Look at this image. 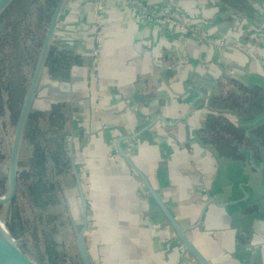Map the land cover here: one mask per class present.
<instances>
[{"label":"crops","instance_id":"crops-1","mask_svg":"<svg viewBox=\"0 0 264 264\" xmlns=\"http://www.w3.org/2000/svg\"><path fill=\"white\" fill-rule=\"evenodd\" d=\"M174 1L179 19L170 0H70L60 15L64 73L48 74L41 106L74 108L88 251L93 264H201L119 143L212 264H264V107L248 99L264 71V0ZM216 112L248 140L210 138Z\"/></svg>","mask_w":264,"mask_h":264},{"label":"rangeland","instance_id":"rangeland-1","mask_svg":"<svg viewBox=\"0 0 264 264\" xmlns=\"http://www.w3.org/2000/svg\"><path fill=\"white\" fill-rule=\"evenodd\" d=\"M28 1L15 0L0 14V196L8 191L10 155L19 116L40 57L47 27L59 0L51 4L48 0H42L43 5L32 18L24 15ZM244 5L249 6L248 3ZM255 12L259 13L252 9V13ZM22 22L21 34L19 26ZM22 36H25L24 40H18ZM10 49L18 54L13 56L14 61L9 64L6 52ZM48 71L45 65L39 83L42 89L28 117V121L30 118L33 120L29 132L35 137L23 135L17 163V193L9 204H0V221L20 248L37 264H83L77 245V230L81 229L83 218L73 164L77 168L78 165L73 161L70 127V115L74 108L71 103L64 102L65 106L61 108L63 114L57 112L48 116L46 111L52 108L48 110L41 106L43 99H47L43 92L48 74L52 76ZM253 77L258 81L254 88L260 90L263 97L258 98L256 103L250 102V111L256 112L258 105L264 107V71ZM9 83L24 88L23 95L17 101L19 111L14 104L17 93L10 92ZM48 85L59 89L57 82L51 81ZM251 93L254 94V89ZM253 94L248 97L249 101ZM244 114L241 115L242 120L246 119ZM34 115L39 117H32ZM216 117L225 118V114L216 112ZM38 142L45 146L42 158L36 157ZM47 155L50 159L53 157L54 163L47 159ZM37 161L42 163L38 164ZM81 181L87 190L88 182L83 177Z\"/></svg>","mask_w":264,"mask_h":264},{"label":"water","instance_id":"water-1","mask_svg":"<svg viewBox=\"0 0 264 264\" xmlns=\"http://www.w3.org/2000/svg\"><path fill=\"white\" fill-rule=\"evenodd\" d=\"M13 0H0V14L3 10L12 2ZM70 0H59L55 10L51 16L49 25L47 27L45 39L43 41L42 50L40 57L38 59L34 75L27 92L15 134V139L13 142V148L10 155V166H9V187L5 195L0 196V204H9L16 196L18 189V173H17V163L20 146L22 143L23 135L25 132L26 124L28 121L29 114L31 112L34 100L42 89L39 85L44 66L49 56V51L51 43L56 31V27L59 22L60 15ZM258 121L256 122V124ZM119 151L121 155L127 160L131 167L140 175L150 194L160 207L163 214L168 219L169 223L174 228L178 239L183 243L185 248L192 253L201 264H212L207 257L200 251V249L194 244V242L189 238L185 231V227L180 225L173 213L170 211L168 206L164 203L159 193L153 187L146 175L137 167L134 161L123 151L118 143ZM74 171L77 179L78 189L82 204L83 213V225L81 229L77 230V245L81 260L83 264H93L90 253L87 248L85 234L88 230L89 217L87 210L86 196L83 188L82 181L80 179L79 173L77 171L76 165H74ZM0 264H37L28 254H26L18 245L17 241L11 236L8 230L5 228L4 224L0 221Z\"/></svg>","mask_w":264,"mask_h":264},{"label":"trees","instance_id":"trees-1","mask_svg":"<svg viewBox=\"0 0 264 264\" xmlns=\"http://www.w3.org/2000/svg\"><path fill=\"white\" fill-rule=\"evenodd\" d=\"M49 4L51 3H55L56 0H48ZM17 2V1H16ZM42 0H29L28 1V8L25 9V14L27 15L29 18H32L33 16H36V12L37 10H39V8L42 6ZM244 5V4H241ZM27 19V17L25 18ZM27 24V23H25ZM23 22L20 24L19 28H21V34L23 33ZM24 40L25 36L20 37L18 40ZM21 48L22 44H19ZM6 54L8 55V63H12L14 61V57L17 53V51H14L12 49H10L9 52H6ZM57 60H66V56L65 53H62V51L57 50L55 47H50V51H49V56L47 59V63L46 66L49 69V73L50 75H52L54 78L57 76H62L64 71H59L58 68L55 66L54 62ZM59 72V73H57ZM60 74V75H58ZM9 89L10 92L13 94L17 93L16 96V101L14 102L15 107L17 109V111H19L20 106L17 107V101H19V97H21L24 93V88H20V87H14L12 86V83H9ZM262 92L260 90H254V96L252 97L251 103H256L257 99L262 97ZM253 105V104H252ZM255 105V104H254ZM58 107V108H56ZM54 113H57V110L59 109V106H56ZM262 105H258V107L256 108L257 110H259L260 108H262ZM255 112V111H254ZM34 118H38V115H34L32 116ZM254 118H258L257 116ZM31 118L29 119L28 123L26 124V128H25V134L24 136H28L29 138H33L35 137L34 135H31V133L29 132L31 130ZM210 136L213 137L214 141H218L221 140L223 142H232L233 140H238L241 143L246 142L248 139L240 132V130L227 118H218V117H211L210 120ZM36 146H38V149H36V157L37 158H42L43 153H45V149H44V145L40 144L39 142L36 144ZM47 149V148H46ZM49 151V150H48ZM230 151H233L232 148H230ZM48 155L52 156L50 152L47 153ZM58 153H56L55 155H57ZM47 155V159L49 161H53L54 163V159L53 157H51V159L48 157ZM45 156V155H44ZM46 160V159H45ZM38 164H41L42 161H37ZM46 185V184H45ZM42 186V185H41Z\"/></svg>","mask_w":264,"mask_h":264},{"label":"flooded vegetation","instance_id":"flooded-vegetation-1","mask_svg":"<svg viewBox=\"0 0 264 264\" xmlns=\"http://www.w3.org/2000/svg\"><path fill=\"white\" fill-rule=\"evenodd\" d=\"M15 0H13L12 2H14ZM11 4V3H10ZM9 4V5H10ZM42 78V77H41ZM254 90H257V89H255L254 88ZM253 94V93H252ZM254 95V94H253ZM259 118V117H258ZM210 138H211V136H210ZM213 138V137H212ZM80 175V174H79ZM81 179V178H80ZM83 188H84V185H83ZM84 192H85V196H86V191H85V189H84ZM79 195H80V193H79ZM86 198H87V196H86ZM86 202H87V199H86ZM83 218V217H82ZM167 219V218H166ZM168 220V219H167ZM86 239V238H85ZM178 245H179V247L183 250V251H188L186 248H185V246L183 245V243L178 239Z\"/></svg>","mask_w":264,"mask_h":264},{"label":"built area","instance_id":"built-area-1","mask_svg":"<svg viewBox=\"0 0 264 264\" xmlns=\"http://www.w3.org/2000/svg\"><path fill=\"white\" fill-rule=\"evenodd\" d=\"M171 1V9L173 10V11H171L172 13H173V16L176 18V16H177V18L179 19V15H178V12H177V6H176V2L174 1V0H170Z\"/></svg>","mask_w":264,"mask_h":264}]
</instances>
